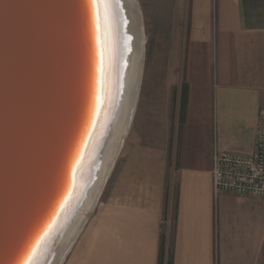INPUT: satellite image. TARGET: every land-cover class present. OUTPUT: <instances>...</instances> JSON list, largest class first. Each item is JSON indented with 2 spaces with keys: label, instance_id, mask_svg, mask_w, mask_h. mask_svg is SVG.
Returning a JSON list of instances; mask_svg holds the SVG:
<instances>
[{
  "label": "crops",
  "instance_id": "crops-1",
  "mask_svg": "<svg viewBox=\"0 0 264 264\" xmlns=\"http://www.w3.org/2000/svg\"><path fill=\"white\" fill-rule=\"evenodd\" d=\"M177 8L182 52L158 86L149 85L159 91L157 105H145L110 197L63 264H159L163 237L164 264H264V200L216 197L212 177L216 149H255L264 107V0H192L187 19L183 5ZM151 115L158 122L150 124ZM147 134L152 147L139 141Z\"/></svg>",
  "mask_w": 264,
  "mask_h": 264
},
{
  "label": "water",
  "instance_id": "water-1",
  "mask_svg": "<svg viewBox=\"0 0 264 264\" xmlns=\"http://www.w3.org/2000/svg\"><path fill=\"white\" fill-rule=\"evenodd\" d=\"M98 21L97 0H0V264H35L87 195Z\"/></svg>",
  "mask_w": 264,
  "mask_h": 264
},
{
  "label": "bare ground",
  "instance_id": "bare-ground-1",
  "mask_svg": "<svg viewBox=\"0 0 264 264\" xmlns=\"http://www.w3.org/2000/svg\"><path fill=\"white\" fill-rule=\"evenodd\" d=\"M97 8L98 121L73 188L76 201L82 191L84 194L85 189L87 195L77 204L73 216L69 213L71 218H59L57 229H51L54 235L52 240L40 249V256L35 264H62L98 203L134 118L145 45L137 1L97 0ZM87 111L86 108V113Z\"/></svg>",
  "mask_w": 264,
  "mask_h": 264
},
{
  "label": "rangeland",
  "instance_id": "rangeland-1",
  "mask_svg": "<svg viewBox=\"0 0 264 264\" xmlns=\"http://www.w3.org/2000/svg\"><path fill=\"white\" fill-rule=\"evenodd\" d=\"M136 1L140 16L142 17L141 20L143 22L142 24L145 35L144 58L139 95L130 129L124 137L125 140H123V145L118 156L115 158L116 160L114 162L113 169L104 185L102 194L98 200L97 207L101 203H104L110 197L113 176L116 174L118 167L122 163L123 149L125 144L129 141L131 145H134V143L132 142L136 143L138 141L136 140L138 138V134L135 133V128L139 127L141 123L139 124L138 122H141L143 120V111L145 110V105H148L149 99L152 100L151 105H153V103L157 105V101L159 99V91H149V85L156 84L158 86L162 76L161 73L164 68L175 65V53L177 51V48L179 47V50L182 52V37H180V40L178 42L175 37L177 34V27L175 26V24L178 20L179 14L177 4L181 3V7L183 5L182 14L184 19H187L189 7L192 2V0ZM145 100H147V104L145 103ZM174 118L175 117L173 116V120ZM147 121H150V124L151 122H158L157 118L154 121V116L152 115L148 117ZM174 125L176 128V123ZM155 129H158V124ZM153 138V135L147 134L144 141L140 139L139 141L152 147L156 144V142L152 140ZM97 207H95L92 213L89 214V219L93 216V213L95 212Z\"/></svg>",
  "mask_w": 264,
  "mask_h": 264
},
{
  "label": "built area",
  "instance_id": "built-area-1",
  "mask_svg": "<svg viewBox=\"0 0 264 264\" xmlns=\"http://www.w3.org/2000/svg\"><path fill=\"white\" fill-rule=\"evenodd\" d=\"M212 177L216 197L228 193L264 200V107L258 115L254 151L216 149Z\"/></svg>",
  "mask_w": 264,
  "mask_h": 264
},
{
  "label": "trees",
  "instance_id": "trees-1",
  "mask_svg": "<svg viewBox=\"0 0 264 264\" xmlns=\"http://www.w3.org/2000/svg\"><path fill=\"white\" fill-rule=\"evenodd\" d=\"M165 238H162V244H161V254H160V262L159 264H164L165 262Z\"/></svg>",
  "mask_w": 264,
  "mask_h": 264
},
{
  "label": "snow or ice",
  "instance_id": "snow-or-ice-1",
  "mask_svg": "<svg viewBox=\"0 0 264 264\" xmlns=\"http://www.w3.org/2000/svg\"><path fill=\"white\" fill-rule=\"evenodd\" d=\"M93 2L95 3V0H93Z\"/></svg>",
  "mask_w": 264,
  "mask_h": 264
}]
</instances>
